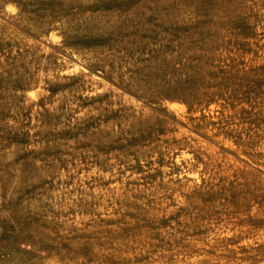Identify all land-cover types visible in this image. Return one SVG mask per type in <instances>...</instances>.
Returning <instances> with one entry per match:
<instances>
[{"label": "rangeland", "instance_id": "1", "mask_svg": "<svg viewBox=\"0 0 264 264\" xmlns=\"http://www.w3.org/2000/svg\"><path fill=\"white\" fill-rule=\"evenodd\" d=\"M263 4L0 0V264H264Z\"/></svg>", "mask_w": 264, "mask_h": 264}, {"label": "bare ground", "instance_id": "2", "mask_svg": "<svg viewBox=\"0 0 264 264\" xmlns=\"http://www.w3.org/2000/svg\"><path fill=\"white\" fill-rule=\"evenodd\" d=\"M212 1V0H211ZM175 2V1H174ZM188 2V1H187ZM223 2V1H222ZM218 3V2H217ZM229 3H231V2H229ZM264 5V4H263ZM175 6V5H174ZM213 6V5H212ZM220 6V5H219ZM223 6V5H222ZM257 6V5H256ZM237 7V6H236ZM175 8V7H174ZM223 8V7H222ZM240 8V7H239ZM14 9V8H13ZM180 9V8H179ZM178 9V10H179ZM255 9V8H254ZM208 10V9H207ZM216 12V11H215ZM217 14V13H216ZM179 15H180V13H179ZM214 15V14H213ZM212 15V16H213ZM234 15V14H233ZM241 15V14H240ZM259 16V15H258ZM184 17V16H183ZM232 18V17H231ZM236 19V18H235ZM239 19V18H238ZM233 20V19H232ZM242 20V19H241ZM248 20V19H247ZM178 21V20H177ZM176 21V22H177ZM237 22V21H236ZM252 22V21H251ZM176 25V24H175ZM184 25V24H183ZM237 25H238V23H237ZM261 25H262V23H261ZM181 26V25H180ZM235 26V25H234ZM252 26V25H251ZM183 28V27H182ZM209 29V28H208ZM212 29V28H211ZM250 29H252V28H250ZM241 31V30H240ZM252 31V30H251ZM200 32V31H199ZM244 32V31H243ZM203 33V32H202ZM247 33H248V31H247ZM250 33V32H249ZM260 33V32H259ZM199 34V33H198ZM264 34V33H263ZM208 35V34H207ZM233 35V34H232ZM54 37H55V35H53ZM182 36V35H181ZM201 36V35H200ZM204 36V35H203ZM238 37V36H237ZM245 38V37H244ZM52 39H55V38H52ZM58 39H59V37H58ZM202 39V38H201ZM213 39V38H212ZM232 39V38H231ZM241 40H242V38H241ZM247 40V39H246ZM252 40V39H251ZM250 40V41H251ZM218 41V40H217ZM235 41H237V40H235ZM244 41V40H243ZM249 41V40H248ZM246 42V41H245ZM180 43V42H179ZM242 43V42H241ZM250 43V42H249ZM257 44H259V43H257ZM68 45V44H67ZM193 45V44H192ZM213 45V44H212ZM237 45V44H236ZM264 45V44H263ZM64 46V45H63ZM180 46V45H179ZM218 46V45H217ZM61 48V47H60ZM64 48V47H63ZM203 48V47H202ZM239 48V47H238ZM237 48V49H238ZM64 49H66V47L64 48ZM247 49V48H246ZM50 50V49H49ZM248 50H249V48H248ZM54 51V50H53ZM61 51V50H60ZM179 51V50H178ZM187 51V50H186ZM47 52V51H46ZM202 52V51H201ZM52 53V52H51ZM57 53V52H56ZM64 53H66V52H64ZM68 53V52H67ZM196 53V52H195ZM225 53V52H224ZM263 53V52H262ZM46 54V53H45ZM53 54V53H52ZM54 54H55V52H54ZM76 54V53H75ZM179 54H180V52H179ZM202 55V54H201ZM206 55V54H205ZM46 56V55H45ZM214 56V55H213ZM233 56V55H232ZM248 56V55H247ZM49 57V56H48ZM209 56H207V58H208ZM211 57H212V54H211ZM70 58V57H69ZM193 58V57H192ZM196 58V57H195ZM204 58V57H203ZM222 58V57H221ZM248 58V57H247ZM246 58V59H247ZM72 59V58H71ZM205 59V58H204ZM210 59V58H209ZM65 60V59H64ZM73 60V59H72ZM76 60V59H75ZM190 60V59H189ZM193 60V59H192ZM202 60V59H201ZM219 60V59H218ZM229 60V59H228ZM80 61V60H79ZM172 61V60H171ZM206 61V60H205ZM223 61V60H222ZM255 61V60H254ZM74 63V62H73ZM76 63V62H75ZM80 63V62H79ZM181 63V62H180ZM230 63V62H229ZM201 64V63H200ZM214 64V63H213ZM244 64V63H243ZM264 64V63H263ZM86 65V64H85ZM78 66V65H77ZM200 66V65H199ZM262 66V65H261ZM79 67H80V65H79ZM196 67H198V66H196ZM240 67V66H239ZM71 69V68H70ZM73 69V68H72ZM77 69V68H76ZM197 69V68H196ZM252 69V68H251ZM254 69H256V68H254ZM90 70V69H89ZM94 70V69H93ZM65 71V70H64ZM71 71V70H70ZM155 71V70H154ZM216 71V70H215ZM256 71V70H255ZM74 72H76V71H74ZM86 72V71H85ZM104 72V71H103ZM61 73V72H60ZM66 73V72H65ZM73 73V72H72ZM109 73V72H108ZM238 73V72H237ZM256 73V72H255ZM67 74V73H66ZM113 75V74H112ZM76 76V75H75ZM108 77H109V75H108ZM115 77V76H114ZM195 77V76H194ZM197 77V76H196ZM250 77V76H249ZM78 78H79V76H78ZM94 78V77H93ZM253 78V77H252ZM85 79V78H84ZM247 79V78H246ZM76 80V79H75ZM112 80V79H111ZM104 81V80H103ZM196 81V80H195ZM257 81V80H256ZM66 82V81H65ZM64 82V83H65ZM98 82V81H97ZM123 82V81H122ZM102 83V82H101ZM118 83V82H117ZM257 83V82H256ZM262 83V82H261ZM59 84V83H58ZM71 84V83H70ZM119 84V83H118ZM258 84V83H257ZM122 85V84H121ZM123 85H125V84H123ZM175 85V84H174ZM192 85V84H191ZM241 85V84H240ZM261 85V84H260ZM119 87V86H118ZM125 87V86H124ZM105 88H106V86H105ZM183 88V87H182ZM186 88V87H185ZM101 89V88H100ZM251 89V88H250ZM258 89V88H257ZM102 90V89H101ZM117 90H118V88H117ZM131 90V89H130ZM34 91V90H33ZM100 91V90H99ZM119 91V90H118ZM171 91H174V90H172V88H171ZM180 91V90H179ZM179 91H178V93H179ZM184 91V90H183ZM120 92V91H119ZM122 92V91H121ZM92 93V92H91ZM157 93V92H156ZM166 93V92H165ZM173 93V92H172ZM196 93V92H195ZM138 94V93H137ZM144 94V93H143ZM174 94V93H173ZM31 97L32 98H35L36 96H35V93L34 92H32L31 94ZM161 95V94H160ZM159 95V96H160ZM165 95V94H164ZM169 95V94H168ZM224 95V94H223ZM249 95V94H248ZM257 95V94H256ZM180 96V95H179ZM254 96V95H253ZM102 97V96H101ZM167 97V96H166ZM258 97V96H257ZM100 98V97H99ZM103 98V97H102ZM131 98V97H130ZM142 98V97H141ZM159 98H162V97H159ZM254 98V97H253ZM154 99V98H153ZM158 99V98H157ZM171 99V98H170ZM131 100V99H130ZM156 100V99H155ZM172 100H173V98H172ZM214 100V99H213ZM255 100V99H254ZM260 100V99H259ZM133 101H134V99H133ZM170 101V100H169ZM102 102V101H101ZM135 102V101H134ZM141 102V101H140ZM214 103V102H213ZM258 103V102H257ZM257 103H255V104H257ZM65 105V104H64ZM152 105V104H151ZM171 105H174V104H171ZM212 105V104H211ZM210 105V106H211ZM214 105V104H213ZM133 106V105H132ZM181 106V105H180ZM179 105H175L174 106V109L176 110V111H180V110H182L181 109V107H180ZM183 106V105H182ZM254 106V105H253ZM207 107V106H206ZM216 107V106H215ZM98 108H100V107H98ZM163 108V107H162ZM161 108V109H162ZM171 108H173L172 106H171ZM212 108H213V106H212ZM218 108V107H217ZM245 108V107H244ZM252 108V107H251ZM107 109V108H106ZM166 109V108H165ZM185 109V108H184ZM204 109V108H203ZM211 109V108H210ZM247 109V108H246ZM209 110V109H208ZM250 110V109H249ZM164 111V110H163ZM246 111V110H245ZM257 111V110H256ZM210 112V111H209ZM182 113V112H181ZM186 113V112H185ZM196 113V112H195ZM170 114V113H169ZM203 115V114H202ZM263 115V114H262ZM176 116V115H175ZM238 116V115H237ZM247 116V115H246ZM57 117V116H56ZM180 119V118H179ZM214 119V118H213ZM226 119V118H225ZM181 120V119H180ZM182 120H183V118H182ZM91 121V120H90ZM184 121V120H183ZM188 121V120H187ZM244 121H246V120H244ZM257 123V122H256ZM177 127V126H176ZM189 127V126H188ZM253 127V126H252ZM179 128V127H178ZM190 128H192V126L190 127ZM115 130V129H114ZM161 130V129H160ZM197 130V129H196ZM108 132V131H107ZM201 132V131H200ZM104 133V132H103ZM109 133V132H108ZM114 134V133H113ZM112 134V135H113ZM116 134V133H115ZM252 134V133H251ZM121 135V134H120ZM144 136H145V134H143ZM192 135V134H191ZM140 136V135H139ZM175 136V135H174ZM186 136V135H185ZM199 136V135H198ZM211 136V135H210ZM128 137V136H127ZM132 137V136H131ZM159 137V136H158ZM209 137V136H208ZM114 138H115V136H114ZM117 138V137H116ZM135 138V137H134ZM201 138V137H200ZM211 138V137H210ZM112 139V138H111ZM138 139H139V137H138ZM221 140V139H220ZM118 141H119V139H118ZM132 141V140H131ZM139 141V140H138ZM215 141H216V139H215ZM225 141H227V140H225ZM230 141V140H229ZM130 142V141H129ZM137 143V142H136ZM218 144V143H217ZM231 143H229V145H230ZM97 145V144H96ZM111 145V144H110ZM115 145H117V144H115ZM263 145V144H262ZM122 146V145H121ZM115 147V146H114ZM230 147H231V145H230ZM110 148V147H109ZM233 148V147H232ZM99 149V148H98ZM233 149H235V148H233ZM258 149H259V147H258ZM237 150H238V148H237ZM183 151V150H182ZM190 151V150H189ZM248 151V150H247ZM184 152V151H183ZM182 152V153H183ZM228 152V151H227ZM241 152V151H240ZM183 155V154H182ZM188 155V154H187ZM186 155V156H187ZM230 155V154H229ZM232 155V154H231ZM237 155V154H236ZM95 156V155H94ZM183 157V156H182ZM181 157V158H182ZM188 157V156H187ZM199 157H201L200 155H199ZM251 157V156H250ZM249 157V158H250ZM176 159V158H175ZM252 159V158H251ZM245 160V159H244ZM98 161V160H97ZM161 161V160H160ZM178 161V160H177ZM184 161V160H183ZM253 161V160H252ZM186 163V162H185ZM250 163V162H249ZM257 163V162H256ZM186 166V165H185ZM179 167V166H178ZM201 167V166H200ZM256 167H257V165H256ZM253 168V167H252ZM256 170H257V168H256ZM262 170V169H261ZM161 171V170H160ZM260 171V170H259ZM178 172V171H177ZM188 174V173H187ZM133 175V174H132ZM189 175V174H188ZM193 175V174H192ZM179 176H181V174L179 175ZM194 176V175H193ZM107 177V176H106ZM197 178V177H196ZM222 178V177H221ZM198 180V179H197ZM121 182V181H120ZM106 183V182H105ZM117 185H118V183H117ZM112 187V186H111ZM114 187H116V186H114ZM116 190V189H115ZM5 210V209H4ZM104 216V215H103ZM108 231V230H107ZM137 232V231H136ZM114 233V232H113ZM141 233V232H140ZM106 234V233H105ZM134 234V233H133ZM108 235V234H107ZM106 235V236H107ZM127 236V235H126ZM82 237V236H81ZM85 238V237H84ZM111 239V238H110ZM135 240V239H134ZM100 242V241H99ZM84 246V245H83ZM79 249V248H78ZM81 251V250H80ZM83 252V251H82ZM81 253V252H80ZM89 254H91V253H89ZM85 255V254H84ZM89 257V256H88ZM85 263H86V261H85Z\"/></svg>", "mask_w": 264, "mask_h": 264}]
</instances>
